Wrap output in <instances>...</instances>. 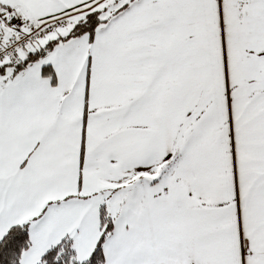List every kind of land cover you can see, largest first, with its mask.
I'll list each match as a JSON object with an SVG mask.
<instances>
[{
    "label": "snow or ice",
    "instance_id": "1",
    "mask_svg": "<svg viewBox=\"0 0 264 264\" xmlns=\"http://www.w3.org/2000/svg\"><path fill=\"white\" fill-rule=\"evenodd\" d=\"M0 264H264V0H0Z\"/></svg>",
    "mask_w": 264,
    "mask_h": 264
}]
</instances>
